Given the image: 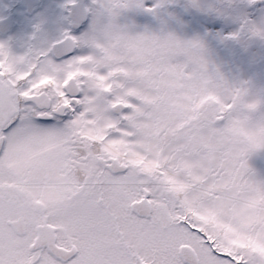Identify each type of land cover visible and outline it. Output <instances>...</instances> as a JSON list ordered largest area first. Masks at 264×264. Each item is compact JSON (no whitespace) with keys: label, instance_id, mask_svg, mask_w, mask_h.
Returning <instances> with one entry per match:
<instances>
[{"label":"snow or ice","instance_id":"1","mask_svg":"<svg viewBox=\"0 0 264 264\" xmlns=\"http://www.w3.org/2000/svg\"><path fill=\"white\" fill-rule=\"evenodd\" d=\"M0 19V264H264V0H24Z\"/></svg>","mask_w":264,"mask_h":264},{"label":"flooded vegetation","instance_id":"2","mask_svg":"<svg viewBox=\"0 0 264 264\" xmlns=\"http://www.w3.org/2000/svg\"><path fill=\"white\" fill-rule=\"evenodd\" d=\"M22 3V0H0V19L7 18L15 22L23 12Z\"/></svg>","mask_w":264,"mask_h":264},{"label":"rangeland","instance_id":"3","mask_svg":"<svg viewBox=\"0 0 264 264\" xmlns=\"http://www.w3.org/2000/svg\"><path fill=\"white\" fill-rule=\"evenodd\" d=\"M250 164L256 170L258 177H264V153L255 154L251 158Z\"/></svg>","mask_w":264,"mask_h":264}]
</instances>
